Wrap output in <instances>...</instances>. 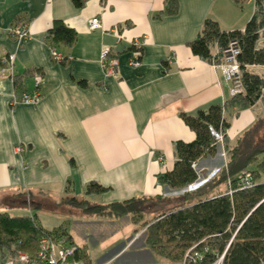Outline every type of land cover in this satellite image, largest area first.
I'll return each mask as SVG.
<instances>
[{
	"label": "crops",
	"instance_id": "1",
	"mask_svg": "<svg viewBox=\"0 0 264 264\" xmlns=\"http://www.w3.org/2000/svg\"><path fill=\"white\" fill-rule=\"evenodd\" d=\"M177 1L178 12L170 16L163 13L166 0H84L81 9L71 0H0V61L14 56L12 75L0 72V213L35 216L52 231L75 210L64 198L81 197L89 183L109 189L98 195L100 205L171 199L156 176L173 169L175 142L195 139L180 114L233 97L228 68L202 61L186 44L206 19L225 31H243L254 12V0ZM94 17L101 29L89 31ZM21 21L30 38L20 44L9 30ZM56 21L76 32L71 47L47 40ZM136 43L140 64L132 67ZM103 49L116 56L115 76L101 70ZM53 50L61 61L53 59ZM250 70L264 77V67ZM35 76L42 79L39 87ZM23 93H37L38 102L11 105L12 95ZM259 104L231 111V146L232 129L252 125L250 110ZM20 145L24 151L17 154ZM10 208L18 211L10 214Z\"/></svg>",
	"mask_w": 264,
	"mask_h": 264
},
{
	"label": "trees",
	"instance_id": "2",
	"mask_svg": "<svg viewBox=\"0 0 264 264\" xmlns=\"http://www.w3.org/2000/svg\"><path fill=\"white\" fill-rule=\"evenodd\" d=\"M71 1L76 9L84 6V0ZM177 12L178 1L166 0L163 13L173 16ZM46 38L51 44L71 47L77 34L56 21ZM263 39L264 0H254V12L243 31H225L216 21L206 19L197 37L186 44L194 56L218 65L223 50L230 42H237L242 91L223 104H211L193 115L180 114L184 124L195 133V139L190 143L173 144V169L158 174L156 185L178 191L197 181L193 165L203 158L214 157L218 147L209 128L222 135L225 153V165L213 178L195 191L183 193L182 203L177 202L170 208L173 202L164 196L132 198L106 205L66 196L64 203L99 217L118 221L129 217L134 233L145 228L144 247L156 264L163 260L171 264H215L221 257V264H264V157L260 158L264 154V139L258 143L249 129L231 146L226 134L233 109H250L264 100V77L250 70L253 66L264 67ZM131 50L141 51L135 47ZM14 84L17 88L20 86L17 77ZM247 173L252 184L241 188L240 178ZM222 186L225 187L223 192L220 191ZM107 190L97 183H89L85 194L99 195ZM149 213L156 216L146 220L145 215ZM44 237L73 247L69 262L91 263L86 247L76 245L64 225L47 231L35 216L0 213V251L5 252L4 255L13 258L23 253L29 259L27 264H39L37 253ZM194 254H199L201 259H194Z\"/></svg>",
	"mask_w": 264,
	"mask_h": 264
},
{
	"label": "rangeland",
	"instance_id": "3",
	"mask_svg": "<svg viewBox=\"0 0 264 264\" xmlns=\"http://www.w3.org/2000/svg\"><path fill=\"white\" fill-rule=\"evenodd\" d=\"M260 102L261 104H259ZM260 102L258 103L259 106H257V108L250 110L251 116L255 119L252 125H250L251 122L243 129L238 128V125L234 128L232 127V136L230 140L234 145L239 138L244 137L243 135L245 131L249 129V131L253 132L252 134L256 141L262 143V140L264 139V100L262 99ZM229 119L232 123L233 118L230 117ZM217 143L218 147L214 157L203 158L194 164L193 169L198 175V179L194 184L183 190H170L166 192V195L171 196V202H173L168 208L173 207L177 202L182 203L183 193L187 191H195L206 181L213 178L218 170L225 165V153L222 144L223 137L222 141ZM263 157L264 154L260 156V158ZM224 190L225 187L222 186L220 191L223 192ZM79 196L81 197L77 199L86 200L90 204H101L104 202L102 196L95 194H83L82 192H79ZM16 211L12 208L8 210L10 214H15ZM68 211L69 214L67 218L62 219L66 220L64 226L68 228L69 233L72 235L78 246L86 247L91 260L90 264H156L154 257L144 247L145 232L143 233V231L145 228L138 233H134L135 227L130 224L129 217H124L118 221L114 218L87 214L78 209H69ZM58 214L62 216L61 211H59ZM154 216H156V213H149L145 215V219L150 220ZM47 218H49L50 221L57 220L54 216H49ZM4 254L5 252L3 253L0 251V264H19L8 261L9 256ZM62 264L77 263H71L67 260ZM161 264L171 263L163 260L161 261ZM181 264L185 263L183 262ZM215 264L221 263L217 260Z\"/></svg>",
	"mask_w": 264,
	"mask_h": 264
},
{
	"label": "built area",
	"instance_id": "4",
	"mask_svg": "<svg viewBox=\"0 0 264 264\" xmlns=\"http://www.w3.org/2000/svg\"><path fill=\"white\" fill-rule=\"evenodd\" d=\"M101 29L100 20L96 17L90 19L88 23V30L89 31H97ZM9 35L14 37L18 43H22L25 40L30 38V30L26 23L18 22L14 27L9 30ZM135 48H139V43H136ZM240 54L239 47L237 42L232 41L228 44V46L223 50V57L221 60L220 65H223L228 68L232 84H233V95L241 93L242 91V84H241V70L240 65L238 63V55ZM140 53L137 51H133V58L129 61V65L132 67L139 66L140 62L138 60ZM52 57L56 61H61L60 55L53 50ZM14 63V56L9 55L3 57L0 61V72L2 74L9 73L12 75V67ZM99 63L102 72L106 77L115 76L117 73L118 62L116 56H113L110 49H103L100 54ZM219 65V64H218ZM35 86L39 87L42 82L41 77L35 76L34 77ZM38 102V95L33 94L29 95L27 93H23L21 96H16L15 94L12 95L11 98V105L16 104H24V105H35ZM211 135L214 139L219 142L222 141V135L215 132L212 128H209ZM15 153L20 154L24 151V146L20 145L16 147ZM159 161H162V157H159ZM194 167V165H193ZM252 184V179L250 174H244L240 178V187L245 188L249 187ZM74 248L73 247H65L64 243L61 241L57 242L52 238L44 237L40 241V247L37 253V259L39 264H62L65 263L73 254ZM195 257V258H194ZM194 259H201L199 254H194ZM28 257L26 254L20 253L16 257L12 258L8 257V261L12 263H19V264H27ZM222 257L218 260L221 263Z\"/></svg>",
	"mask_w": 264,
	"mask_h": 264
},
{
	"label": "water",
	"instance_id": "5",
	"mask_svg": "<svg viewBox=\"0 0 264 264\" xmlns=\"http://www.w3.org/2000/svg\"><path fill=\"white\" fill-rule=\"evenodd\" d=\"M145 232V230L143 231V233Z\"/></svg>",
	"mask_w": 264,
	"mask_h": 264
}]
</instances>
